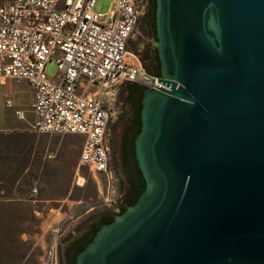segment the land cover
Here are the masks:
<instances>
[{"label": "water", "instance_id": "water-1", "mask_svg": "<svg viewBox=\"0 0 264 264\" xmlns=\"http://www.w3.org/2000/svg\"><path fill=\"white\" fill-rule=\"evenodd\" d=\"M154 35L142 178L63 241L62 264H264V0H155Z\"/></svg>", "mask_w": 264, "mask_h": 264}, {"label": "built area", "instance_id": "built-area-1", "mask_svg": "<svg viewBox=\"0 0 264 264\" xmlns=\"http://www.w3.org/2000/svg\"><path fill=\"white\" fill-rule=\"evenodd\" d=\"M95 0H0V85L25 82L26 109L3 105L19 120L32 115L35 134L81 138L77 165L106 177L104 137L109 110L103 92L123 82L157 89L159 76L128 50L137 20L134 0H111L106 12ZM53 63L51 73L47 63ZM156 87V88H155Z\"/></svg>", "mask_w": 264, "mask_h": 264}, {"label": "rangeland", "instance_id": "rangeland-1", "mask_svg": "<svg viewBox=\"0 0 264 264\" xmlns=\"http://www.w3.org/2000/svg\"><path fill=\"white\" fill-rule=\"evenodd\" d=\"M110 3L111 0H95L93 9L104 13ZM143 31L142 21H139L129 39L130 53L154 45L155 38ZM45 69L51 73L53 63H47ZM115 92L112 91L113 95ZM109 93L110 90L103 92L106 100ZM28 95L30 91L25 82L7 81L0 85V120L12 127L27 125V111L24 120L16 119L12 109L4 107L3 101L10 96L16 107L25 110ZM107 104L115 121L114 134L124 120L123 107L126 106L116 104L115 97L108 99ZM45 135L54 137L51 141L55 143L54 157L39 158L32 164L27 159L29 144L20 139L19 134L0 132V204L16 205L24 212L21 216L25 220V233L29 235L25 250L30 251V264H57V247H62L63 241L71 238L83 225H88L89 218L118 207L121 196L120 184L111 166L104 177L77 165L81 146L79 136ZM49 207L52 211L48 214Z\"/></svg>", "mask_w": 264, "mask_h": 264}, {"label": "flooded vegetation", "instance_id": "flooded-vegetation-1", "mask_svg": "<svg viewBox=\"0 0 264 264\" xmlns=\"http://www.w3.org/2000/svg\"><path fill=\"white\" fill-rule=\"evenodd\" d=\"M134 4L137 12L136 23L142 21L143 32L145 35H150L155 38V0H134ZM132 49L134 50L135 48L132 47ZM133 56L146 70V72L153 74L159 73V63L155 45L143 49L142 51L135 49ZM145 88L149 87H146L139 82H123L109 89L110 93L108 99L112 100V97H115L116 104L126 106L123 107L125 115L124 120L121 122L118 130L115 131L114 134L112 129L115 121L113 120V115L111 114L110 108L107 104L108 99L106 100V97L104 96V101L109 110V121L104 137V145L108 156L109 166L114 169V174L118 178L121 196L122 184L142 178L135 161L133 139L140 126V99ZM112 91H116L114 95ZM56 263L62 264L61 246L57 247Z\"/></svg>", "mask_w": 264, "mask_h": 264}, {"label": "crops", "instance_id": "crops-1", "mask_svg": "<svg viewBox=\"0 0 264 264\" xmlns=\"http://www.w3.org/2000/svg\"><path fill=\"white\" fill-rule=\"evenodd\" d=\"M26 106L27 103L25 108ZM27 114H29L26 120L27 125L12 127L0 120V132L19 134L20 139L25 140L26 144H29L27 159L32 164L40 159L48 160L53 158L54 152L52 148L55 143L51 141L54 137L52 135L33 133L29 126L32 121V115L29 112ZM49 211H52L51 207L48 208V214ZM21 214H24V212L18 210L16 205L0 204V264H30L28 260L30 251L25 250L26 239L29 235L25 233V220L22 219ZM48 219V221L46 220L47 224L50 222V216Z\"/></svg>", "mask_w": 264, "mask_h": 264}, {"label": "trees", "instance_id": "trees-1", "mask_svg": "<svg viewBox=\"0 0 264 264\" xmlns=\"http://www.w3.org/2000/svg\"><path fill=\"white\" fill-rule=\"evenodd\" d=\"M149 74H152V75H158V73H155V74H153V73H149Z\"/></svg>", "mask_w": 264, "mask_h": 264}]
</instances>
